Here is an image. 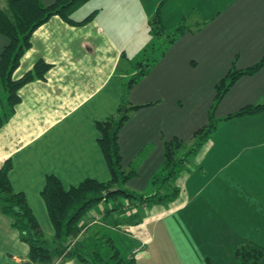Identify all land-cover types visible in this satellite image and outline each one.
<instances>
[{"label":"crops","instance_id":"0c3cea01","mask_svg":"<svg viewBox=\"0 0 264 264\" xmlns=\"http://www.w3.org/2000/svg\"><path fill=\"white\" fill-rule=\"evenodd\" d=\"M2 3L6 9L8 0ZM159 9L167 32L180 24L189 29L129 93L132 105L147 106L133 111L120 130L123 167L148 150L138 175L124 184L129 190L150 194L165 142L179 138L190 145L209 122L216 84L264 56V0H89L73 18L94 13L91 20L75 25L55 15L38 27L14 77L39 59L52 66L45 79L21 88V102L1 127L0 168L12 161V186L24 193L48 236L55 234L42 195L48 175L65 189L88 178L111 180L98 122L118 115L131 61L156 41L150 23ZM7 44L0 34V59ZM261 103L264 67L239 78L217 105L216 129L175 182L178 197L141 206L138 221L123 226L120 235L133 244L128 251L138 264H241L237 247L249 243L264 251V111L229 117ZM0 264H37L1 203ZM56 264L90 263L72 258Z\"/></svg>","mask_w":264,"mask_h":264},{"label":"trees","instance_id":"16d2710c","mask_svg":"<svg viewBox=\"0 0 264 264\" xmlns=\"http://www.w3.org/2000/svg\"><path fill=\"white\" fill-rule=\"evenodd\" d=\"M87 1L89 0H55L52 4L47 5L42 0H8L6 9L0 7V34L8 39V44L5 46L0 59V85L2 86L0 129L21 102V88L34 79H45L52 66L44 59H39L32 70L20 78L14 77V72L19 67L24 53L32 47L34 31L55 15H59L66 22L75 25L91 20L95 15L94 13L83 21H76L73 18V13ZM150 24L156 41L143 52L141 58L131 61L133 73L123 83L122 101L118 115L98 122L101 135L99 144L110 170L111 180L102 182L88 178L77 186L65 189L55 175H48L46 178L42 195L55 228L54 236H48L44 233L24 193L14 190L9 178L10 170L13 167L12 161L7 159L0 168L2 211L12 217L14 227L21 231L23 239L30 245V259L37 264H55L56 258L68 250L70 245H66L65 242L69 237L76 236L82 231L80 226L82 219L105 197L124 196L131 200L140 201L141 206L168 204L174 201L180 193V188L175 185L177 178L187 168L191 155L208 140L217 127L219 122V119L215 118L217 105L239 78L245 75H254L264 67L263 56L250 67L231 69L216 84V99L210 111L209 122L195 132L192 143L188 145L179 138L165 142L163 166L151 179L152 188H155L156 192L153 194L134 192L125 188L124 184L138 175L139 162L148 150L142 151L129 168H124L120 152L119 133L130 118L131 113L147 105H132L128 100L129 93L135 84L150 73L160 57L166 54L169 47L189 29L185 24H180L174 30L167 32L160 25V9ZM263 111L264 103L248 105L229 117L254 115ZM131 216L133 217L132 220H129L131 223L138 221L139 213H133ZM113 251L114 254L111 258L117 259V264H138L134 255L125 259L122 258L120 251L115 252L114 248ZM101 254L95 252L91 256H87L77 247L67 253L64 259L76 258L90 264H108ZM235 255L241 264H259L264 256V251L255 245L246 243L235 249ZM55 256L57 257L55 258Z\"/></svg>","mask_w":264,"mask_h":264},{"label":"rangeland","instance_id":"374dc122","mask_svg":"<svg viewBox=\"0 0 264 264\" xmlns=\"http://www.w3.org/2000/svg\"><path fill=\"white\" fill-rule=\"evenodd\" d=\"M0 6H4L2 0ZM154 192H156L155 188L152 189L150 194ZM98 205H101V210L93 213V216L88 218L90 212ZM140 208V201L131 200L124 196L105 197L82 219L80 223L82 231L76 236L69 237L65 242L66 245H70L68 250L58 257L55 256V258L57 257L55 264L64 260L66 254L77 247L87 256H91L95 252L102 253L101 255L108 264H117V259L111 258L114 254L113 248L115 252L120 251L122 258H130L133 254L130 255L128 246L131 247L132 243L127 242L120 234L125 232L124 225L132 224L129 221L133 218L131 215L139 213Z\"/></svg>","mask_w":264,"mask_h":264}]
</instances>
